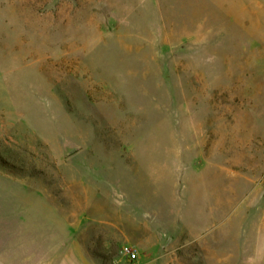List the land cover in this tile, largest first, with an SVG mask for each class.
<instances>
[{"label":"rangeland","instance_id":"obj_1","mask_svg":"<svg viewBox=\"0 0 264 264\" xmlns=\"http://www.w3.org/2000/svg\"><path fill=\"white\" fill-rule=\"evenodd\" d=\"M0 264H264V0H0Z\"/></svg>","mask_w":264,"mask_h":264},{"label":"built area","instance_id":"obj_2","mask_svg":"<svg viewBox=\"0 0 264 264\" xmlns=\"http://www.w3.org/2000/svg\"><path fill=\"white\" fill-rule=\"evenodd\" d=\"M124 254L128 256L131 261H135L138 259V253L136 252V250H133L130 247L124 248Z\"/></svg>","mask_w":264,"mask_h":264},{"label":"water","instance_id":"obj_3","mask_svg":"<svg viewBox=\"0 0 264 264\" xmlns=\"http://www.w3.org/2000/svg\"><path fill=\"white\" fill-rule=\"evenodd\" d=\"M64 150H65V156L68 157L78 152L80 150V147L75 145H66L64 147Z\"/></svg>","mask_w":264,"mask_h":264}]
</instances>
